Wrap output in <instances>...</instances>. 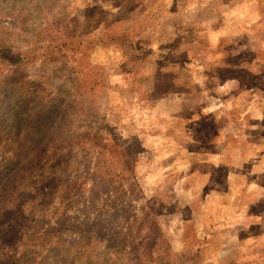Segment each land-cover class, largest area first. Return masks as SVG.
I'll use <instances>...</instances> for the list:
<instances>
[{"label":"rangeland","instance_id":"rangeland-1","mask_svg":"<svg viewBox=\"0 0 264 264\" xmlns=\"http://www.w3.org/2000/svg\"><path fill=\"white\" fill-rule=\"evenodd\" d=\"M0 264H264V0H0Z\"/></svg>","mask_w":264,"mask_h":264}]
</instances>
